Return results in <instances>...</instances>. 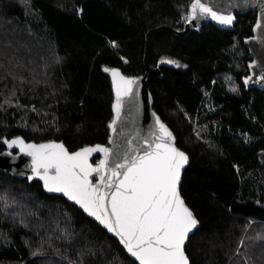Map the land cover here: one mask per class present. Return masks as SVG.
<instances>
[{
	"label": "trees",
	"instance_id": "16d2710c",
	"mask_svg": "<svg viewBox=\"0 0 264 264\" xmlns=\"http://www.w3.org/2000/svg\"><path fill=\"white\" fill-rule=\"evenodd\" d=\"M190 4L0 0V141L55 140L70 151L107 144L114 95L103 68L142 77L146 59L151 68L172 60L150 92L154 110L190 160L181 194L200 223L186 246L190 262L264 264V90L244 83L253 63L245 42L258 14L238 16L232 31L207 25L183 34ZM5 195L24 207L5 209L0 200V264H68L56 250L75 260L85 245L95 252L83 257L87 264H137L40 182L0 171ZM68 218L76 234L71 245L57 238V222L63 228Z\"/></svg>",
	"mask_w": 264,
	"mask_h": 264
},
{
	"label": "snow or ice",
	"instance_id": "6c2138e0",
	"mask_svg": "<svg viewBox=\"0 0 264 264\" xmlns=\"http://www.w3.org/2000/svg\"><path fill=\"white\" fill-rule=\"evenodd\" d=\"M242 5H259L260 16L253 31L261 32V43H264V0H242ZM227 7H241V4L228 0ZM189 8L190 20L210 17L228 26L235 20L232 12L228 10L225 14L219 4L191 0ZM104 71L110 73L115 93L114 116L108 125L112 133L108 137L110 146L85 145L70 151L63 142L33 143L22 136H14L0 141L8 150L4 154L12 156V150L18 149L20 154L30 157L28 180L39 178L47 192L61 194L73 202L116 237L138 264H190L186 241L198 220L181 194L182 170L189 163V157L177 146L173 132L155 113L154 124L146 134L141 135V129L130 126L131 122L123 113L126 105H139V80L125 76L117 68ZM260 79L264 80V74ZM249 80L251 77L245 78V85ZM94 154L102 156L95 163L92 162ZM0 200L5 209L24 207L15 197L11 204L7 195L0 196ZM20 222L27 227L23 219ZM57 228L61 233L57 238L71 245L76 236L71 230V219L65 221L63 228L58 221ZM43 243L42 239L41 246ZM40 254L32 252L33 256ZM56 254L68 264H87L83 257L95 255V252L85 245L78 250L75 260L61 254L59 249Z\"/></svg>",
	"mask_w": 264,
	"mask_h": 264
},
{
	"label": "water",
	"instance_id": "95a60500",
	"mask_svg": "<svg viewBox=\"0 0 264 264\" xmlns=\"http://www.w3.org/2000/svg\"><path fill=\"white\" fill-rule=\"evenodd\" d=\"M203 2H209L213 5L219 4L221 9L225 11V14H227V11L230 10L232 12V14L235 16V20L233 21V24L231 26L221 25L217 21L212 20L210 17H200V18H197L195 20H190V22L187 24L183 34L190 32L191 29H201L203 26H207V25H212L221 31H232L238 23V19H237L238 16L244 15V14L251 12V11L257 12L258 17L260 16L259 5H257L256 7H252V6L245 7L242 5V0H233L234 3H240L241 7H232L230 9H228V7H227L228 0H203ZM254 37L256 39H253ZM260 38H261V32L260 31H253V36L251 38H249L248 40H246V42H245L246 47L249 50L250 57L253 60V63L251 64V65H253V67H250V76H249V77H251V80H249L247 86L251 89L258 88V89L264 90V80L260 79V76L262 74H264V72H262V69H264V43H261ZM163 66L164 67L165 66H173V64H170V63H167L166 61H164V62L159 63L156 68H151L148 65V62L146 59L145 60V68H146L145 75L142 77H132V78H138V80H139V87L137 89L138 94H139V96H138L139 105L137 106V104H135V103L126 105L123 115H126L129 122H131L130 126L136 127V128H139L142 130L141 135L146 134L148 129L154 124L153 113H155L157 116L160 117V115L154 110V102H153L152 94L150 92V85L155 78H159V77L163 76L161 71H160V68ZM104 69L105 68H103V70ZM105 73L107 75H109V77L111 79V83H112V78H111L110 73L109 72H105ZM121 73H122V71H121ZM112 89H113V87H112ZM113 95H114V100H115L114 91H113ZM113 116H114V113H113ZM160 119L162 120L161 117H160ZM169 129H170V127H169ZM110 135H112V133L109 129V136ZM173 135L175 136L174 133H173ZM33 143H35V142H33ZM176 143H177V140H176ZM97 144H100V143H97ZM104 145H108V143L104 144ZM108 146H110V145H108ZM4 147H5V150L2 153H0V171L8 172L12 177L17 178L19 180H25V179L28 180L27 177L29 175H31L30 157H27L23 154H20L18 149H13L12 150L13 155L7 156L4 153L8 150H7L5 145H4ZM96 157H98V160L100 158H102L101 154H94L93 160H92L93 163H95L94 159ZM189 163H190V160H189ZM189 163L182 170L181 183H182L183 174H184L185 170L187 169V167L189 166ZM21 172H23L24 175H20ZM28 181L30 183L33 181H38L43 186V182L40 181L39 178H33L31 181L30 180H28ZM44 191L48 195H55V196L63 197L61 194H58V193H49L45 189H44ZM63 198L67 200L66 197H63ZM68 202L70 204L74 205L73 202H71V201H68ZM74 206H76V205H74ZM76 207L79 208L78 206H76ZM193 214H194V212H193ZM194 216H195V214H194ZM88 218L91 219L92 221L96 222L93 218H91V217H88ZM96 223L98 224V222H96ZM100 227L103 229L102 226H100ZM199 228H200V223L198 221L197 227L195 229H193V231L189 234V239H188V241H186V246L188 245L190 238H192L195 235V233L199 230ZM103 230H105L107 232L106 229H103ZM108 234L118 241V239L116 237H114L111 233H108ZM121 247H122V245H121ZM125 252H126V250H125ZM127 255L130 257V254L127 253ZM130 258L133 261H135L134 258H132V257H130ZM136 263L138 264V262H136ZM190 264H191V262H190Z\"/></svg>",
	"mask_w": 264,
	"mask_h": 264
},
{
	"label": "rangeland",
	"instance_id": "374dc122",
	"mask_svg": "<svg viewBox=\"0 0 264 264\" xmlns=\"http://www.w3.org/2000/svg\"><path fill=\"white\" fill-rule=\"evenodd\" d=\"M213 108H211V110H212Z\"/></svg>",
	"mask_w": 264,
	"mask_h": 264
}]
</instances>
